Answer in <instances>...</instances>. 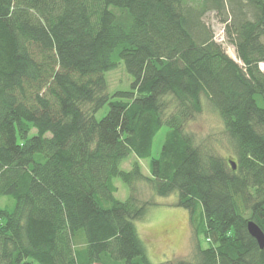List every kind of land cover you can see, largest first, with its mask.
Segmentation results:
<instances>
[{
	"label": "trees",
	"instance_id": "16d2710c",
	"mask_svg": "<svg viewBox=\"0 0 264 264\" xmlns=\"http://www.w3.org/2000/svg\"><path fill=\"white\" fill-rule=\"evenodd\" d=\"M120 62L131 89L109 95ZM262 62L264 0H0V264H264L247 232L264 233ZM204 99L226 158L187 129ZM141 182L188 212L192 259L147 257L135 221L155 202Z\"/></svg>",
	"mask_w": 264,
	"mask_h": 264
},
{
	"label": "rangeland",
	"instance_id": "374dc122",
	"mask_svg": "<svg viewBox=\"0 0 264 264\" xmlns=\"http://www.w3.org/2000/svg\"><path fill=\"white\" fill-rule=\"evenodd\" d=\"M204 20L214 31V39L223 47L225 54L232 60L239 62L232 45L226 43L223 27L216 15L209 12L205 15ZM104 76L109 95L116 91H130L133 79L126 72L122 62L115 69L106 72ZM107 108L108 106L105 105L100 109L95 115L96 118L102 117ZM187 129L193 132L198 140L209 138L223 157L226 158L232 154L223 133L221 120L205 99L203 100L202 112L196 115ZM166 132L167 128L162 127L154 137L152 158L159 156ZM133 161H135L134 156H129L122 163L121 169L129 170ZM148 162L149 159L139 160L142 174L145 176L149 175ZM114 184L117 187L115 197L124 200L129 193L127 186L119 179H115ZM137 189L140 199L152 198L155 202V205L147 209L142 219L135 221L136 229L145 246L149 260L153 263H159L177 259H192L195 253V239L189 223L188 212L173 205L176 202V194H171L168 197L153 196L150 188L143 182L137 184ZM201 244L202 247L207 246L203 239H201Z\"/></svg>",
	"mask_w": 264,
	"mask_h": 264
},
{
	"label": "water",
	"instance_id": "95a60500",
	"mask_svg": "<svg viewBox=\"0 0 264 264\" xmlns=\"http://www.w3.org/2000/svg\"><path fill=\"white\" fill-rule=\"evenodd\" d=\"M227 163L232 170H235L236 163L233 160L229 159ZM247 232L256 241L259 249L262 250L264 248V233L262 230L254 222L249 221L247 223Z\"/></svg>",
	"mask_w": 264,
	"mask_h": 264
},
{
	"label": "built area",
	"instance_id": "2783aa9c",
	"mask_svg": "<svg viewBox=\"0 0 264 264\" xmlns=\"http://www.w3.org/2000/svg\"><path fill=\"white\" fill-rule=\"evenodd\" d=\"M258 67H259V70L264 73V62L259 63Z\"/></svg>",
	"mask_w": 264,
	"mask_h": 264
}]
</instances>
